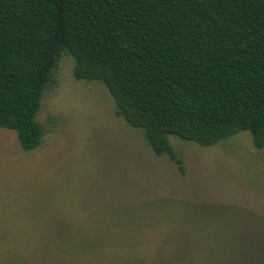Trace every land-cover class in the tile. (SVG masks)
Listing matches in <instances>:
<instances>
[{
	"label": "rangeland",
	"instance_id": "1",
	"mask_svg": "<svg viewBox=\"0 0 264 264\" xmlns=\"http://www.w3.org/2000/svg\"><path fill=\"white\" fill-rule=\"evenodd\" d=\"M72 68L43 95L38 148L0 128V264H264V148L169 136L181 174Z\"/></svg>",
	"mask_w": 264,
	"mask_h": 264
},
{
	"label": "trees",
	"instance_id": "2",
	"mask_svg": "<svg viewBox=\"0 0 264 264\" xmlns=\"http://www.w3.org/2000/svg\"><path fill=\"white\" fill-rule=\"evenodd\" d=\"M63 56L181 174L169 136L209 147L246 132L264 148V0H0V128L24 152L42 143Z\"/></svg>",
	"mask_w": 264,
	"mask_h": 264
}]
</instances>
